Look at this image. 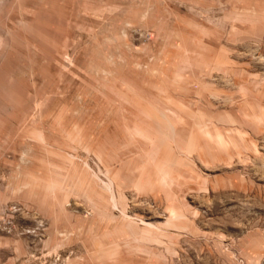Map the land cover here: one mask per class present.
Returning a JSON list of instances; mask_svg holds the SVG:
<instances>
[{
    "label": "rangeland",
    "instance_id": "374dc122",
    "mask_svg": "<svg viewBox=\"0 0 264 264\" xmlns=\"http://www.w3.org/2000/svg\"><path fill=\"white\" fill-rule=\"evenodd\" d=\"M0 264H264V0H0Z\"/></svg>",
    "mask_w": 264,
    "mask_h": 264
}]
</instances>
